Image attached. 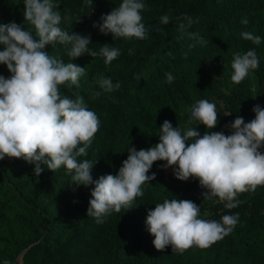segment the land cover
I'll use <instances>...</instances> for the list:
<instances>
[{
  "label": "trees",
  "instance_id": "trees-1",
  "mask_svg": "<svg viewBox=\"0 0 264 264\" xmlns=\"http://www.w3.org/2000/svg\"><path fill=\"white\" fill-rule=\"evenodd\" d=\"M24 0H0V23L16 22L24 26ZM62 14L61 28L91 36L89 48L99 51L104 44L118 47L121 55L110 65L104 58L84 54L71 62L86 68L79 86L60 91L70 98L83 96L88 108L100 121L92 138L88 155L94 165L93 180L115 175L127 159L128 147L147 149L159 142V128L165 120L173 127L207 129L197 122L189 125L190 108L198 100L216 105L217 127L211 131L230 134L226 127L239 115L245 122L255 118L253 107L264 108V0H144L142 22L149 29L146 38H120L100 33L93 28L102 15L118 7L122 0H53ZM193 18L188 32L198 33L206 41L201 45L178 29L179 17ZM170 16L167 25L161 17ZM247 17L249 23L241 20ZM25 27H28L25 25ZM161 29L162 31H158ZM244 31L261 37L259 45L241 37ZM195 47H190L192 44ZM70 46H47L45 51L69 62ZM3 50V46H0ZM255 50L259 67L251 70L241 82L231 80L233 54ZM170 53V54H169ZM174 81L166 82V73ZM257 88L252 87V75ZM0 75L10 76L0 64ZM110 78L120 88L104 92L97 80ZM139 77V79H137ZM100 92L99 96L95 93ZM82 146V145H81ZM264 151V149H261ZM157 161L150 172L156 179L142 185L144 195L137 197L131 208L113 212L98 224L88 217L93 185L77 187L62 166L52 172L45 168L34 174V165L23 158L0 161V264H15L27 248L25 264H264V186L254 192L238 194V207L227 209L225 202L204 200L205 189L199 180L179 181L173 169H163ZM191 200L201 209V218L220 221L223 215L239 214L233 231L208 248L193 246L172 252L171 246L158 251L146 227L147 213L164 199ZM17 204L24 212L15 221L27 234L17 239L7 214Z\"/></svg>",
  "mask_w": 264,
  "mask_h": 264
},
{
  "label": "clouds",
  "instance_id": "clouds-1",
  "mask_svg": "<svg viewBox=\"0 0 264 264\" xmlns=\"http://www.w3.org/2000/svg\"><path fill=\"white\" fill-rule=\"evenodd\" d=\"M86 6H93V0H85ZM24 21L28 27L16 22L0 23V64L7 67L10 76L0 75V161L23 158L34 165V174L39 176L45 168L55 172L62 166L71 176V184L77 187L93 185L88 217L98 224L113 212L131 208L137 197H142V185L156 179L149 175L157 161L165 162L163 169L172 168L179 181L189 178L199 180V186L206 191L204 200L225 202L229 210L239 206L238 194L254 192L264 186V108L255 105V118L245 122L237 116L228 127L230 134L211 131L217 127L219 114L216 105L207 99L196 101L190 108L188 124L197 122L207 131L203 135L196 127H173L165 120L159 128V142L147 149L128 147V156L118 172L93 180L94 165L88 155L92 138L99 130V118L90 110L83 96L74 99L60 91L71 90L73 85L86 74V68L71 62L84 54L93 58H104L110 65L120 55L118 47L104 44L99 51L89 48L91 36L69 32L61 28L62 14L53 0H24ZM146 8L144 0H122L99 23L101 34L120 38L143 40L149 31L142 22L141 12ZM178 29L189 39L205 44L198 33L188 32L193 18L184 14L179 17ZM170 16L161 17V23L169 24ZM249 23L247 17L241 20ZM158 31H162L158 29ZM241 37L255 45L261 37L244 31ZM70 46L69 62L50 55L47 46ZM196 44L190 45L195 47ZM170 54V53H169ZM259 67L255 50L233 54L231 80L241 82L251 70ZM166 82L174 81L172 73H166ZM139 79V77H137ZM97 83L104 92L120 88L110 78L101 76ZM101 93H95L99 96ZM82 145V146H81ZM239 214L223 215L220 221L201 218L200 206L191 200L164 199L148 211L146 227L154 236L156 250L163 251L171 246L172 252H183L196 246L208 248L231 233ZM4 264H9L7 260Z\"/></svg>",
  "mask_w": 264,
  "mask_h": 264
},
{
  "label": "rangeland",
  "instance_id": "rangeland-1",
  "mask_svg": "<svg viewBox=\"0 0 264 264\" xmlns=\"http://www.w3.org/2000/svg\"><path fill=\"white\" fill-rule=\"evenodd\" d=\"M251 75H252V87H253V89H256L257 88V78L254 75V73H251ZM7 214L9 216V218L12 220V223H11L12 225L11 226L15 230L16 238L19 239V240L23 239V237H25L27 232H25V228H24V226L21 223L15 221V217L17 215L24 214L23 210L17 204H12L8 208Z\"/></svg>",
  "mask_w": 264,
  "mask_h": 264
},
{
  "label": "water",
  "instance_id": "water-1",
  "mask_svg": "<svg viewBox=\"0 0 264 264\" xmlns=\"http://www.w3.org/2000/svg\"><path fill=\"white\" fill-rule=\"evenodd\" d=\"M29 248L25 249L16 259L15 264H25L24 263V257L25 254L28 252Z\"/></svg>",
  "mask_w": 264,
  "mask_h": 264
}]
</instances>
